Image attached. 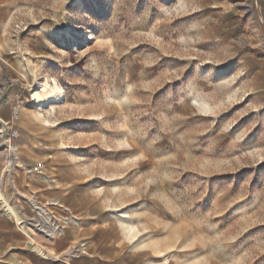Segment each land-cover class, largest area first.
Instances as JSON below:
<instances>
[{
  "label": "rangeland",
  "instance_id": "obj_1",
  "mask_svg": "<svg viewBox=\"0 0 264 264\" xmlns=\"http://www.w3.org/2000/svg\"><path fill=\"white\" fill-rule=\"evenodd\" d=\"M3 2L0 264L50 260L35 235L76 221L115 222L138 264H264V104L242 69L264 0ZM69 190L76 217L50 197Z\"/></svg>",
  "mask_w": 264,
  "mask_h": 264
},
{
  "label": "crops",
  "instance_id": "obj_2",
  "mask_svg": "<svg viewBox=\"0 0 264 264\" xmlns=\"http://www.w3.org/2000/svg\"><path fill=\"white\" fill-rule=\"evenodd\" d=\"M4 7L3 0H0V22L4 19ZM213 31H215L213 26H209L206 34L210 36ZM242 67L245 72L249 73V77L245 82L246 93L253 95L259 103L264 104V57H256L250 53V56L245 58ZM50 197L57 199L67 198L70 204L75 195L74 190H69L67 197L61 195V192H56L53 196L50 195ZM69 209L72 211V217H76L81 213H77L79 208H77L75 201L69 205ZM74 223L68 225L58 237L54 235L45 238L35 235L34 241L37 244L44 245L52 256L50 260H45L43 256L34 253L29 256L31 263L138 264L137 260L133 257L134 252L127 245L129 241L122 236L121 229L115 225V222L104 224L90 222L87 226H84L82 222L76 221ZM74 241H79V243L85 245L86 250L84 254L73 253L71 251L70 244Z\"/></svg>",
  "mask_w": 264,
  "mask_h": 264
},
{
  "label": "built area",
  "instance_id": "obj_3",
  "mask_svg": "<svg viewBox=\"0 0 264 264\" xmlns=\"http://www.w3.org/2000/svg\"><path fill=\"white\" fill-rule=\"evenodd\" d=\"M21 102H22V100L19 97H17L16 102L14 103V105L11 108V119H12V121L17 120V118L19 117ZM16 135H17V130L14 129L12 131L11 136L16 137ZM34 226L36 228L38 227L39 230L43 228L41 222L39 223L38 220L35 221V225Z\"/></svg>",
  "mask_w": 264,
  "mask_h": 264
},
{
  "label": "bare ground",
  "instance_id": "obj_4",
  "mask_svg": "<svg viewBox=\"0 0 264 264\" xmlns=\"http://www.w3.org/2000/svg\"><path fill=\"white\" fill-rule=\"evenodd\" d=\"M58 88H57V86L55 85V83L53 84V87L52 88H50L49 86H48V82L46 81V82H44V84L42 85V88H41V91L42 92H44L45 93V91H54V90H57ZM54 93V92H53ZM55 94V93H54ZM49 96V95H48ZM54 96V95H53ZM6 206H7V209L9 210V212H11L12 214H14V212H13V210H12V208H11V206H9L7 203H6Z\"/></svg>",
  "mask_w": 264,
  "mask_h": 264
}]
</instances>
